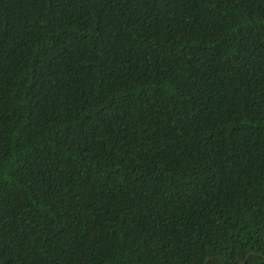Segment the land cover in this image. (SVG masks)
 Here are the masks:
<instances>
[{"label": "trees", "instance_id": "16d2710c", "mask_svg": "<svg viewBox=\"0 0 264 264\" xmlns=\"http://www.w3.org/2000/svg\"><path fill=\"white\" fill-rule=\"evenodd\" d=\"M258 255L264 0H0V264Z\"/></svg>", "mask_w": 264, "mask_h": 264}, {"label": "water", "instance_id": "95a60500", "mask_svg": "<svg viewBox=\"0 0 264 264\" xmlns=\"http://www.w3.org/2000/svg\"><path fill=\"white\" fill-rule=\"evenodd\" d=\"M251 254H253V253H251ZM258 257H261L262 259L264 258V256H259V255H258Z\"/></svg>", "mask_w": 264, "mask_h": 264}, {"label": "clouds", "instance_id": "9594fccd", "mask_svg": "<svg viewBox=\"0 0 264 264\" xmlns=\"http://www.w3.org/2000/svg\"><path fill=\"white\" fill-rule=\"evenodd\" d=\"M261 256V255H260Z\"/></svg>", "mask_w": 264, "mask_h": 264}]
</instances>
